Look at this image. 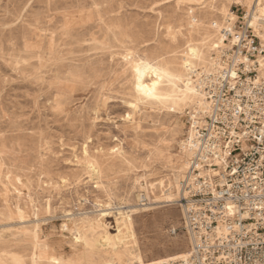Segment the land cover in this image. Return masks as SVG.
<instances>
[{
  "label": "rangeland",
  "instance_id": "obj_1",
  "mask_svg": "<svg viewBox=\"0 0 264 264\" xmlns=\"http://www.w3.org/2000/svg\"><path fill=\"white\" fill-rule=\"evenodd\" d=\"M55 1L54 0H47V1H45V0H43V1L42 0H30V1L29 0H0V15H1L0 16V18H1L0 19V35H2V36H0V41H1L0 42V61H1L0 62V65H1L0 66V85H2V86H0L1 87L0 88V111H1L0 112V175H2V176H0V243H2V244H0V248H1L0 249V263L2 262L4 264H11L12 245H9V244H12L11 234H12L13 229H14V226H13L14 221L16 220L15 216H13V210H14V204L17 200V198H15L16 197V191L14 189L16 187L13 183V176L11 174V170L13 167V161H14L13 159H15L16 157H19L20 159H22V162H24V163L28 162L29 165L33 166L31 171L28 174L29 180L27 182V186L19 188L20 195L18 198L19 203L21 205V208L24 210V212H26L27 219L32 221V223L27 225V227H29V229H31L34 227V225H37L38 226V228H37L38 229V235L40 237V240L47 243L48 246L54 250V253L58 258L63 259L65 261H69L71 259H74L76 257L77 253H80V252L83 253V250L81 248V243L79 241L75 240L77 238V232L90 235L91 232L88 230L89 224L94 223V221L98 220L99 219L98 214L101 212H104V213L107 212L106 216H105L106 219L104 218V223L106 222L105 224H108V226H107L108 232L111 234H115L116 232H115L114 218L117 215V210L125 211V208L128 205L137 207V214H135V216L132 215V221H133V228H134V232H135L134 234L136 235L135 236L136 245H137V248L139 249L140 254L142 255L143 261L145 263H147V264L153 263L158 259L164 258L166 256L168 257L171 255L177 254V252L178 253L188 252V239H187V236L185 235V233L181 229L182 228V221H181L182 220V208H181L180 203H179L180 197L178 195V191L176 190L177 189L176 182H179L178 184L181 185L180 182H181V179H183L182 177L186 171L187 166H186V168H184L185 169L184 172L182 171V174L180 175V177L176 178V176H177L178 172L180 171V168H182L184 166L185 162H187L188 157H189L188 149L185 148L186 147L185 144H186V141L188 139L189 132L191 130V125H192L191 121H193V118L194 119L199 118L198 117L199 114H201L203 112L205 107L202 108L201 106H198L196 104L187 103L186 105H182L181 107H178V109L171 111V110H169L168 105H167V107H165V105L158 104V103L157 104L156 103H153V104L152 103H145L144 104L142 102H139L140 104L138 103L136 109H133L134 111H132V107L130 106V104L133 102L132 100L134 99V94L132 93L133 92L132 91V80H131L132 77H131V73H130L129 68H128L129 63L127 61H129V60L126 61L125 56L127 55L130 58V61L133 58H135V56H136V58L134 60L143 57V58H146L149 61L151 60L153 62L158 61V60H167V58H168V60L171 58H175L176 59L175 62L178 64V66L180 63L183 62V60H186L188 58L187 61H189L190 63L192 62V64L193 63L194 64L193 65L191 64L190 66H188L189 68L186 67L185 69H183L184 75L185 74L187 75V76L185 75L184 79H186V80L188 79V81L192 82L193 86H196V88H197V77L199 76V74H201V71L203 70V68H204V70H207L209 68V65L211 63L210 62L211 59L215 56L218 48L221 46L220 32H221L222 28H225V26L229 25V24L227 25V23H226L227 20H229L231 18L230 20H233L234 22H236V24L239 22L242 23V22L248 21L249 26L251 24V26H250L251 28H252V24H253V30L255 31L254 34L256 36L258 35L257 37L259 39L263 37L262 38L263 40L262 39H260V40L264 41V25H263L264 20H262V19H264V12L262 15L261 13H258L257 11L254 10L255 6H257L258 9L263 8L262 11H264V0H259V1L258 0H248L247 3H245V4L243 3L244 0H238V1L237 0H230V1L229 0H222V1L221 0L220 1L219 0H215V1L214 0H211V1L210 0H191V1L189 0V2H186L187 0H185L183 3H182V0H180L181 2L180 1L177 2L178 0L177 1L176 0H138V1L137 0H133V1L132 0H126V1L125 0H122V1L121 0H103V1L102 0H100V1L99 0H67V1L55 0ZM192 1H194V2H192ZM261 1H262V4H261ZM134 2H136V6H135ZM6 3H7V5H6ZM55 3H56V5L57 4L58 5L56 6ZM70 3H71V5H70ZM146 3H147V5H146ZM176 3H177V5H176ZM196 3H198V4L196 5ZM48 4L51 7L48 6ZM51 4H54V5H51ZM78 4H80V5H78ZM123 4H124V6H123ZM180 4H182V6ZM39 5H40V7H39ZM96 5H97V7H96ZM101 5H102V7H101ZM217 5H218V7H217ZM222 5L226 9V13L228 12L227 14L228 15L230 14V17L228 15L221 13L220 10L222 8ZM17 6H19V7H17ZM69 6H70V8H69ZM110 6H111V9H110ZM182 7H184V9H187L188 11L184 10ZM105 8H108V9H105ZM204 9L206 12L205 11L203 12ZM211 9L212 10L214 9V10L211 11ZM102 10L105 13H103ZM207 10H208V12H207ZM217 10L219 12H217ZM7 11H8V13H7ZM123 11H125L127 13H125ZM178 11L180 12V14H177ZM210 11H211V13H209ZM24 12H25V14H24ZM32 12H33L34 16L32 15ZM129 12H130V14H129ZM11 13H13V14H11ZM61 13L63 15H65V16H63V18L61 17L62 16ZM96 13L98 14V16ZM186 13H188V14L185 15ZM104 14H105V16H104ZM137 14H139V15H137ZM175 14H177V15H175ZM252 14L257 15V18H258V19H256L257 21L254 20V23H252L253 19H254V18L252 19ZM136 15H137V17H136ZM19 16H20V18H19ZM120 16H121V18H120ZM180 17H182V19ZM214 17H215V19H214ZM110 18H112V19H110ZM116 18H118L117 21H115ZM144 18H146V19H144ZM152 18H153V20H152ZM175 18H177L178 20ZM107 19L110 20L109 21L110 23L108 22ZM119 19L121 21H118ZM155 19H156V21H155ZM183 19H186V20L188 19V20L186 22V20L183 21ZM1 20H3V21H1ZM192 20L195 21L193 23V27L191 26ZM250 20H252V21H250ZM103 21L106 23H104ZM204 21H205V23H204ZM233 21H230V23L233 24L234 23ZM2 22H4V23H2ZM26 22H28V23L26 24ZM31 22H34V24ZM121 22L123 24H121ZM182 22H184V23L182 24ZM136 23L139 25L137 26ZM178 23H180L181 25ZM21 24H24V25H21ZM77 24H79V25H77ZM105 24H107V26ZM161 24H162V26H161ZM119 25H120V28L122 27V29L119 28ZM129 25H131V26H129ZM83 26L85 28H83ZM102 26H103V29H102ZM109 26H111V27H109ZM134 26H137V27H134ZM175 26H177L178 28ZM79 27H81V28H79ZM107 27L111 30H109ZM145 27H146V29H145ZM150 27H152V28H150ZM189 27H190V29H189ZM36 28H37V30H35ZM185 29H186V31H185ZM166 30H168L167 34H166ZM188 30H190V31H188ZM18 31H20V32H18ZM177 31H179V32H177ZM209 31H212V32H209ZM17 32L20 34L18 35ZM112 32H113V34H112ZM155 34H156V36H155ZM42 35H43V37H42ZM70 35H71V37H70ZM84 35H86V36H84ZM167 35H169V36H167ZM16 36H18V38ZM82 36H83V38H82ZM120 36H122V37H120ZM169 37H170V39H169ZM171 37H174V38L172 39ZM176 37H177V39H176ZM54 38L57 41H55ZM77 38H79V39H77ZM22 39H24V40H22ZM46 39H47V41H46ZM184 39L186 40V42ZM130 40H132V41H130ZM170 40L171 41L173 40V41L170 42ZM24 41H25V43H24ZM36 41H38V42H36ZM202 41L207 42V43H204ZM118 42H120V43H118ZM155 42H156V44H155ZM188 42L196 44L199 46V48H201L202 58L200 60L192 59V61H190L191 58L189 59V57H187L185 55L186 45L188 44ZM68 43H70V45ZM201 43H203V44H201ZM208 44H209V46H208ZM19 45H21V47ZM28 45H29V47H28ZM41 45H43V46H41ZM162 45H163V47H160ZM80 47L82 50L80 49ZM134 47L135 48L137 47L135 49V51H134ZM174 47L176 49H173ZM210 47H212V48H210ZM19 48H20V51H19ZM140 48H141V50H140ZM160 48H162V50ZM9 49H10V51H9ZM65 49H68V50H65ZM84 49H85V51H84ZM43 50H44V52H43ZM182 50L184 52H182ZM45 51H50L49 52L50 54L48 52H45ZM29 52H30V54H28ZM33 52H35V54ZM94 52H96V53H94ZM110 52H111V54H110ZM164 52H167V54ZM78 53L80 55H76ZM102 53H104V55ZM208 53H209V55H208ZM32 54H34V55L32 56ZM135 54H137V55H135ZM151 55H152V57H151ZM44 56L47 58H45ZM93 56H95V57H93ZM149 56H150V58H149ZM6 57H7V59H6ZM42 57H43V59H42ZM19 58L20 59L26 58V59L20 60ZM101 58H102V60H101ZM63 60H64V62H63ZM91 60H92V62H91ZM104 60H106V61H104ZM206 60H208V61H206ZM22 61H23V63H22ZM37 61H39V62H37ZM198 62H199V64H198ZM97 63H98V65H97ZM65 64H67V65H65ZM121 65H124V66L122 67ZM45 66H47V67H45ZM59 66H61V67H59ZM83 67L85 68L84 70H83ZM87 67H89L88 70H87ZM30 68H31V70H30ZM96 68H97V70H96ZM102 68L105 70H103ZM23 69H25V70H23ZM115 69L116 70L119 69V71H116ZM87 75H89V76H87ZM188 76H189V78H188ZM46 77H49V78L51 77V78H50V80H48L49 78H46ZM65 77H66L67 81L64 80ZM30 79H31V81H30ZM47 81H48V83H47ZM124 82H125V84H124ZM38 83L40 84L39 87L37 86V85H39ZM99 87H101V88H99ZM119 92L121 94H119ZM103 94H105V95H103ZM132 94H133V96H132ZM93 95H95L96 97ZM119 95L121 97H119ZM92 96H93V98H92ZM124 96L128 100L125 99ZM51 97H52V99H51ZM47 98H48V100H47ZM63 98H64V101H62ZM92 101L93 102L96 101V104H95V102L93 103ZM70 102H71V104H70ZM68 103L70 105H68ZM119 103H120V105H118ZM50 104H52V105H50ZM162 106H164V107H162ZM52 109H54L55 111ZM85 109H86V111H85ZM158 109H160V110H158ZM156 112H159V113L156 114ZM89 113H91V114H89ZM80 114H81V116H80ZM74 115H75V117H74ZM61 116H63V117H61ZM125 116H126V119H125ZM76 117L77 118L79 117V118L76 119ZM147 117H149V119ZM162 117L164 118L165 121L163 120ZM59 118H61V119L59 120ZM166 118L168 120H166ZM151 119H153V120H151ZM160 121H162V122H160ZM33 122H35V123H33ZM86 122L87 123L89 122V123L87 124ZM113 122H114V124H113ZM157 122H158V124H157ZM81 123H82V125H81ZM141 123L142 124L144 123V124L142 125ZM85 124H87V125H85ZM59 125H60V127H59ZM119 125H121V126H119ZM131 126H132V128H131ZM140 126L143 128L139 129ZM33 127H34V129H33ZM53 127H55V128H53ZM92 127H94V128H92ZM172 127L173 128L175 127V128L172 129ZM111 128H112V130H111ZM47 129H48V131H46ZM82 130H83V132H82ZM79 131H80V133H79ZM119 131L121 134L119 133ZM21 132H22V134H21ZM164 132H166V133H164ZM170 132H171V134H170ZM173 132H174V134H173ZM66 133H67V135H66ZM77 134H80L82 136L77 135ZM88 134H89V137H88ZM136 134H137V136H136ZM55 135H56V137H55ZM105 135H107V136H105ZM38 136H39V138H38ZM95 136H96V138H95ZM148 136H149V138H148ZM152 138H153V140H151ZM38 139H39V141H38ZM141 139H143V142ZM161 139H162V141H161ZM170 140H172V141L170 142ZM42 141H44V142H42ZM111 142H112V144H111ZM41 144H43V145H41ZM182 144H184V145H182ZM183 146H184V148H183ZM64 149H66V150H64ZM111 150H113V152H111ZM44 151H45V153H44ZM125 151H126V154H125ZM181 151H183V152H181ZM147 152H148V154H147ZM90 153H92V154H90ZM144 153H145V155H144ZM27 156H32L34 159L33 158L31 159V157L29 159H27ZM83 156H85V157H83ZM55 157H56V159H55ZM145 157H146V159H145ZM43 158H44V160H43ZM121 158H123V159H121ZM4 159H5V161H4ZM70 159H72V160H70ZM87 159L92 160V161H87ZM129 159L132 162H130ZM133 159H134V161H133ZM53 160H55V161H53ZM120 160H122L123 162ZM32 161H34L35 163ZM77 161H78V163H77ZM119 161H120V163H119ZM128 161L130 162V164ZM84 162L88 166L93 164V162H94V164H97L99 167V171H98L99 176L95 177V176L89 175L88 174L89 172H87L88 166ZM133 162H134V164H133ZM147 163H148V165H147ZM126 164H127V166H126ZM131 164H133L134 166ZM34 165H35V167H34ZM163 165H165V166H163ZM70 166H71V168H70ZM81 166H82V168H81ZM77 167H78V169H77ZM137 167L139 170L137 169ZM83 168H85V169H83ZM73 170H75V171H73ZM102 170H103V172H102ZM30 173H31V175H30ZM82 174H83V176H82ZM142 174H144V175H142ZM147 175H148V177H145ZM81 176H82V178H81ZM103 176H104V178H103ZM79 177H80V179H78ZM35 179H37V180H35ZM130 179H132V180H130ZM122 180H124L125 182H123ZM61 181H63V182H61ZM102 181H104L105 183ZM112 181H113V183H112ZM88 182H90V183L88 184ZM37 183H38V185H37ZM101 183H104V184H101ZM48 184L50 187L48 186ZM93 184L95 185V187ZM60 185L63 187H60ZM131 186H133V187H131ZM134 188H136V189H134ZM153 188H154V190H153ZM11 189H12V191H11ZM98 189H100V190L98 191ZM171 190H173V191H171ZM147 191H148V193H147ZM84 192H85V194H84ZM144 192H146V193H144ZM58 193H59V195H58ZM165 193L169 196H172L171 200L169 202L165 198L167 196ZM74 195H75V197H74ZM54 196H56V197H54ZM50 197H51V199H50ZM114 198H115V200H114ZM164 199H165V201H164ZM147 200H149V201L147 202ZM60 201H62L64 203H62ZM109 201H110V203H109ZM80 203H81V205H80ZM97 205H99V206H97ZM153 206H155V207H153ZM55 207H57V208H55ZM172 209H174V211ZM46 211H48V212H46ZM34 212L37 214V216H35ZM171 215H173L174 218H172L173 216H171ZM110 217H111V219H109ZM65 218H66V220H65ZM5 219H7V220H5ZM34 222H37V223H34ZM146 222H148V223L146 224ZM137 225H138V228H136ZM17 227L21 228V225L17 226ZM144 227H145V229H143ZM147 228H148V230H147ZM171 230H176L177 231L176 234L171 235L170 234ZM69 231H70V233H69ZM148 232L151 234H149ZM179 233H182V234H179ZM156 235H159V237ZM177 239H179V240L177 241ZM140 240H141V242H140ZM69 241L73 244H69L70 243ZM69 245H71V246H69ZM161 245H164L166 247H163ZM140 246H141V248H140ZM149 248L151 249V251ZM174 249H175V251H173ZM145 252H146V254H145ZM162 253H163V255H162ZM172 253H174V254H172ZM154 254H155V256H154Z\"/></svg>",
  "mask_w": 264,
  "mask_h": 264
},
{
  "label": "built area",
  "instance_id": "obj_2",
  "mask_svg": "<svg viewBox=\"0 0 264 264\" xmlns=\"http://www.w3.org/2000/svg\"><path fill=\"white\" fill-rule=\"evenodd\" d=\"M230 21L197 77L205 109L185 144L179 199L188 252L164 264H264V41Z\"/></svg>",
  "mask_w": 264,
  "mask_h": 264
},
{
  "label": "bare ground",
  "instance_id": "obj_3",
  "mask_svg": "<svg viewBox=\"0 0 264 264\" xmlns=\"http://www.w3.org/2000/svg\"><path fill=\"white\" fill-rule=\"evenodd\" d=\"M30 1V0H29ZM43 1V0H42ZM45 1H47V0H45ZM55 1V0H54ZM63 1V0H62ZM65 1H67V0H65ZM100 1V0H99ZM98 1V2H99ZM103 1V0H102ZM122 1V0H121ZM126 1V0H125ZM133 1V0H132ZM138 1V0H137ZM177 1V0H176ZM180 0H178L177 2H179ZM185 0H182V3L184 2ZM191 1V0H190ZM211 1V0H210ZM215 1V0H214ZM220 1V0H219ZM222 1V0H221ZM230 1V0H229ZM238 1V0H237ZM246 1V2H245ZM247 1L248 0H244V4L245 3H247ZM259 1V0H258ZM56 2V1H55ZM124 2V1H123ZM141 2V1H140ZM139 2V3H140ZM143 2V1H142ZM181 2V1H180ZM186 2H189V0H187ZM192 2H194V1H192ZM228 2V1H227ZM252 2V1H251ZM18 3V2H17ZM16 3V4H17ZM61 3V2H60ZM78 3V2H77ZM82 3V2H81ZM80 3V4H81ZM103 3V2H102ZM113 3V2H112ZM117 3V2H116ZM132 3V2H131ZM135 3V6H136V2H134ZM138 3V4H139ZM145 3V2H144ZM148 3V2H147ZM147 3H146V5H147ZM199 3V2H198ZM198 3H196V5L198 4ZM230 3V2H229ZM236 3V2H235ZM238 3V2H237ZM255 3V2H254ZM13 4V3H12ZM66 4V3H65ZM80 4H78V5H80ZM98 4V3H97ZM105 4V3H104ZM118 4V3H117ZM218 4V3H217ZM261 4H262V1H261ZM6 5H7V3H6ZM10 5V4H9ZM8 5V6H9ZM51 5H54V4H51ZM55 5H56V3H55ZM58 5V4H57ZM56 5V6H57ZM67 5V4H66ZM70 5H71V3H70ZM83 5V4H82ZM86 5V4H85ZM120 5V4H119ZM176 5H177V3H176ZM181 6H182V4H180ZM192 5V4H191ZM225 5V4H224ZM253 5V4H252ZM257 5V4H256ZM13 6V5H12ZM48 6H50L49 4H48ZM62 6V5H61ZM65 6V5H64ZM88 6V5H87ZM94 6V5H93ZM105 6V5H104ZM123 6H124V4H123ZM138 6V5H137ZM184 6V5H183ZM187 6V5H186ZM251 6V5H250ZM261 6V5H260ZM17 7H19V6H17ZM39 7H40V5H39ZM45 7V6H44ZM51 7V6H50ZM55 7V6H54ZM92 7V6H91ZM96 7H97V5H96ZM101 7H102V5H101ZM139 7V6H138ZM142 7V6H141ZM180 7V6H179ZM200 7V6H199ZM203 7V6H202ZM208 7V6H207ZM217 7H218V5H217ZM245 7V6H244ZM32 8V7H31ZM30 8V9H31ZM48 8V7H47ZM53 8V7H52ZM69 8H70V6H69ZM68 8V9H69ZM80 8V7H79ZM109 8V7H108ZM108 8H105V9H108ZM124 8V7H123ZM129 8V7H128ZM127 8V9H128ZM174 8V7H173ZM183 9H184V7H182ZM194 8V7H193ZM214 8V7H213ZM248 8V7H247ZM45 9V8H44ZM49 9V8H48ZM58 9V8H57ZM67 9V8H66ZM75 9V8H74ZM92 9V8H91ZM96 9V8H95ZM103 9V8H102ZM110 9H111V6H110ZM125 9V8H124ZM145 9V8H144ZM143 9V10H144ZM168 9V8H167ZM189 9V8H188ZM199 9V8H198ZM216 9V8H215ZM251 9V8H250ZM263 9V8H262ZM262 9H258V7L257 6H255V8H254V10L255 11H257L258 13H261L262 15H263V12L264 11H262ZM11 10V9H10ZM46 10V9H45ZM60 10V9H59ZM81 10V9H80ZM84 10V9H83ZM176 10V9H175ZM184 10H187V9H184ZM209 10V9H208ZM208 10H207V12H208ZM214 10V9H213ZM212 9H211V11H213ZM245 10V9H244ZM252 10V9H251ZM253 10V11H254ZM28 11V10H27ZM53 11V10H52ZM56 11V10H55ZM92 11V10H91ZM96 11V10H95ZM105 11V10H104ZM113 11V10H112ZM134 11V10H133ZM139 11V10H138ZM169 11V10H168ZM177 11V10H176ZM188 11V10H187ZM202 11V10H201ZM205 11V9L203 10V12ZM211 11L209 12V13H211ZM221 13H223V14H225V15H228L227 13H226V9L223 7V5H222V8H221ZM252 11V12H253ZM3 12V11H2ZM26 12V11H25ZM25 12H24V14H25ZM46 12V11H45ZM101 12V11H100ZM102 12H103V10H102ZM107 12V11H106ZM114 12V11H113ZM123 12H125V11H123ZM174 12V11H173ZM179 12V11H178ZM177 12V14H180V12L178 13ZM185 12V11H184ZM183 12V13H184ZM200 12V11H199ZM206 12V11H205ZM216 12V11H215ZM217 12H219L218 10H217ZM244 12V11H243ZM251 12V13H252ZM7 13H8V11H7ZM63 13V12H62ZM61 13V14H62ZM103 13H105V12H103ZM125 13H127V12H125ZM176 13V12H175ZM192 13V12H191ZM201 13V12H200ZM231 13V12H230ZM256 13V12H255ZM11 14H13V13H11ZM19 14V13H18ZM21 14V13H20ZM23 14V15H24ZM36 14V13H35ZM97 14V13H96ZM101 14V13H100ZM129 14H130V12H129ZM177 14H175V15H177ZM188 13H186L185 15H187ZM196 14V13H195ZM203 14V13H202ZM249 14V13H248ZM247 14V15H248ZM257 14V13H256ZM32 15H33V12H32ZM40 15V14H39ZM127 15V14H126ZM137 15H139V14H137ZM137 15H136V17H137ZM144 15V14H143ZM184 15V14H183ZM213 15V14H212ZM220 15V14H219ZM1 16V15H0ZM10 16V15H9ZM22 16V15H21ZM34 16V15H33ZM60 16V15H59ZM63 16H65V15H63L62 14V18H63ZM86 16V15H85ZM97 16H98V14H97ZM104 16H105V14H104ZM172 16V15H171ZM199 16V15H198ZM208 16V15H207ZM229 17H230V14L228 15ZM250 16V15H249ZM93 17V16H92ZM100 17V16H99ZM102 17V16H101ZM131 17V16H130ZM154 17V16H153ZM184 17V16H183ZM194 17V16H193ZM227 17V16H226ZM225 17V18H226ZM228 17V18H229ZM19 18H20V16H19ZM32 18V17H31ZM75 18V17H74ZM82 18V17H81ZM80 18V19H81ZM115 18V17H114ZM119 18V17H118ZM118 18H116V20L115 21H117V19ZM120 18H121V16H120ZM142 18V17H141ZM140 18V19H141ZM147 18V17H146ZM146 18H144V19H146ZM156 18V17H155ZM181 19H182V17H180ZM186 18V17H185ZM197 18V17H196ZM222 18V17H221ZM244 18V17H243ZM254 18V19H253ZM1 19V18H0ZM15 19V18H14ZM26 19V18H25ZM30 19V18H29ZM79 19V20H80ZM83 19V18H82ZM94 19V18H93ZM106 19V18H105ZM110 19H112V18H110ZM129 19V18H128ZM133 19V18H132ZM168 19V18H167ZM173 19V18H172ZM175 19H177V18H175ZM174 19V20H175ZM214 19H215V17H214ZM213 19V20H214ZM231 19V18H230ZM229 19V20H230ZM247 19V18H246ZM252 19H253V22L252 23H254V20L255 21H257L256 19H258L257 18V15H255V14H252ZM17 20V19H16ZM21 20V19H20ZM41 20V19H40ZM53 20V19H52ZM55 20V19H54ZM72 20V19H71ZM84 20V19H83ZM103 20V19H102ZM108 20V19H107ZM151 20V19H150ZM152 20H153V18H152ZM171 20V19H170ZM169 20V21H170ZM178 20V19H177ZM186 19H183V21H185ZM188 20V19H187ZM187 20H186V22H187ZM225 20V19H224ZM227 20V19H226ZM262 20H264V19H262ZM1 21H3V20H1ZM5 21V20H4ZM18 21V20H17ZM45 21V20H44ZM48 21V20H47ZM60 21V20H59ZM68 21V20H67ZM82 21V20H81ZM106 21V20H105ZM110 20H108V22H109ZM118 21H121L120 19L118 20ZM131 21V20H130ZM155 21H156V19H155ZM166 21V20H165ZM207 21V20H206ZM223 21V20H222ZM233 21V20H232ZM250 21H252V20H250ZM261 21V20H260ZM20 22V21H19ZM18 22V23H19ZM70 22V21H69ZM87 22V21H86ZM85 22V23H86ZM104 22V21H103ZM107 22V21H106ZM106 22H104V23H106ZM127 22V21H126ZM195 21L194 20H192V27H193V23H194ZM234 22V21H233ZM247 23H248V21H246ZM262 22V21H261ZM264 22V21H263ZM2 23H4V22H2ZM28 22H26V24H27ZM31 23H33L34 24V22H31ZM36 23V22H35ZM39 23V22H38ZM53 23V22H52ZM101 23V22H100ZM110 23V22H109ZM143 23V22H142ZM141 23V24H142ZM170 23V22H169ZM184 22H182V24H183ZM204 23H205V21H204ZM225 23V22H224ZM223 23V24H224ZM256 23V22H255ZM30 24V23H29ZM70 24V23H69ZM103 24V23H102ZM120 24V23H119ZM121 24H123L122 22H121ZM120 24V25H121ZM131 24V23H130ZM137 24V23H136ZM140 24V25H141ZM145 24V23H144ZM152 24V23H151ZM157 24V23H156ZM155 24V25H156ZM176 24V23H175ZM178 24H180V23H178ZM219 24V23H218ZM21 25H24V24H21ZM39 25V24H38ZM77 25H79V24H77ZM81 25V24H80ZM106 26H107V24H105ZM104 25V26H105ZM120 25H119V28H120ZM127 25V24H126ZM135 25V24H134ZM139 24H137V26H138ZM146 25V24H145ZM181 25V24H180ZM225 25V24H224ZM264 25V24H263ZM28 26V25H27ZM36 26V25H35ZM66 26V25H65ZM69 26V25H68ZM99 26V25H98ZM105 26V27H106ZM112 26V25H111ZM111 26H109V27H111ZM122 26V25H121ZM129 26H131V25H129ZM137 26H134V27H137ZM148 26V25H147ZM152 26V25H151ZM161 26H162V24H161ZM164 26V25H163ZM166 26V25H165ZM178 26V25H177ZM177 26H175V27H177ZM216 26V25H215ZM250 26H251V24H250ZM19 27V26H18ZM32 27V26H31ZM34 27V26H33ZM50 27V26H49ZM77 27V26H76ZM117 27V26H116ZM160 27V26H159ZM167 27V26H166ZM191 27V28H192ZM209 27V26H208ZM218 27V26H217ZM79 28H81V27H79ZM83 28H85L84 26H83ZM108 28V27H107ZM118 28V27H117ZM130 28V27H129ZM149 28V27H148ZM150 28H152V27H150ZM171 28V27H170ZM178 28V27H177ZM182 28V27H181ZM180 28V29H181ZM186 28V27H185ZM202 28V27H201ZM221 28V27H220ZM252 28H253V24H252ZM260 28V27H259ZM72 29V28H71ZM102 29H103V26H102ZM109 29V28H108ZM120 29H122V27L120 28ZM124 29V28H123ZM145 29H146V27H145ZM176 29V28H175ZM183 29V28H182ZM187 29V28H186ZM186 29H185V31H186ZM189 29H190V27H189ZM198 29V28H197ZM200 29V28H199ZM2 30V29H1ZM4 30V29H3ZM18 30V29H17ZM35 30H37V28L35 29ZM107 30V29H106ZM109 30H111V29H109ZM116 30V29H115ZM114 30V31H115ZM150 30V29H149ZM148 30V31H149ZM169 30V29H168ZM168 30H166V34L168 33L167 31ZM202 30V29H201ZM208 30V29H207ZM22 31V30H21ZM113 31V32H114ZM123 31V30H122ZM153 31V30H152ZM171 31V30H170ZM188 31H190V30H188ZM198 31V30H197ZM214 31V30H213ZM18 32H20V31H18ZM17 32V33H18ZM39 32V31H38ZM62 32V31H61ZM72 32V31H71ZM108 32V31H107ZM106 32V33H107ZM113 32H112V34H113ZM120 32V31H119ZM154 32V31H153ZM177 32H179V31H177ZM209 32H212V31H209ZM16 33V32H15ZM14 33V34H15ZM127 33V32H126ZM259 33V32H258ZM20 33H18V35H19ZM22 34V33H21ZM49 34V33H48ZM47 34V35H48ZM54 34V33H53ZM57 34V33H56ZM82 34V33H81ZM125 34V33H124ZM147 34V33H146ZM152 34V33H151ZM197 34V33H196ZM202 34V33H201ZM211 34V33H210ZM8 35V34H7ZM16 35V34H15ZM35 35V34H34ZM50 35V34H49ZM123 35V34H122ZM129 35V34H128ZM132 35V34H131ZM135 35V34H134ZM154 35V34H153ZM0 36H2V35H0ZM22 36V35H21ZM40 36V35H39ZM84 36H86V35H84ZM143 36V35H142ZM155 36H156V34H155ZM167 36H169V35H167ZM171 36V35H170ZM173 36V35H172ZM176 36V35H175ZM203 36V35H202ZM212 36V35H211ZM17 38H18V36H16ZM23 37V36H22ZM42 37H43V35H42ZM61 37V36H60ZM70 37H71V35H70ZM69 37V38H70ZM120 37H122V36H120ZM125 37V36H124ZM134 37V36H133ZM260 37V36H259ZM10 38V37H9ZM82 38H83V36H82ZM89 38V37H88ZM105 38V37H104ZM126 38V37H125ZM131 38V37H130ZM149 38V37H148ZM172 39L174 38V37H171ZM209 38V37H208ZM221 38V37H220ZM263 38V37H262ZM262 38H260V39H262ZM31 39V38H30ZM29 39V40H30ZM77 39H79V38H77ZM81 39V38H80ZM121 39V38H120ZM133 39V38H132ZM136 39V38H135ZM169 39H170V37H169ZM176 39H177V37H176ZM218 39V38H217ZM22 40H24V39H22ZM54 40H55V38H54ZM65 40V39H64ZM72 40V39H71ZM86 40V39H85ZM119 40V39H118ZM129 40V39H128ZM147 40V39H146ZM185 40V39H184ZM213 40V39H212ZM219 40V39H218ZM263 40V39H262ZM261 40V41H262ZM45 41V40H44ZM46 41H47V39H46ZM55 41H57V40H55ZM77 41V40H76ZM88 41V40H87ZM130 41H132V40H130ZM173 41V40H172ZM171 40H170V42H172ZM180 41V40H179ZM189 41V40H188ZM191 41V40H190ZM200 41V40H199ZM210 41V40H209ZM1 42V41H0ZM6 42V41H5ZM17 42V41H16ZM22 42V41H21ZM36 42H38V41H36ZM54 42V41H53ZM97 42V41H96ZM99 42V41H98ZM175 42V41H174ZM185 42H186V40H185ZM202 42H204V41H202ZM219 42V41H218ZM24 43H25V41H24ZM104 43V42H103ZM118 43H120V42H118ZM133 43V42H132ZM204 43H207V42H204ZM42 44V43H41ZM64 44V43H63ZM69 45H70V43H68ZM106 44V43H105ZM125 44V43H124ZM154 44V43H153ZM155 44H156V42H155ZM177 44V43H176ZM201 44H203V43H201ZM217 44V43H216ZM8 45V44H7ZM38 45V44H37ZM36 45V46H37ZM62 45V44H61ZM96 45V44H95ZM104 45V44H103ZM121 45V44H120ZM131 45V44H130ZM133 45V44H132ZM144 45V44H143ZM219 45V44H218ZM17 46V45H16ZM20 47H21V45H19ZM41 46H43V45H41ZM45 46V45H44ZM97 46V45H96ZM99 46V45H98ZM139 46V45H138ZM182 46V45H181ZM202 46V45H201ZM208 46H209V44H208ZM217 46V45H216ZM11 47V46H10ZM28 47H29V45H28ZM27 47V48H28ZM35 47V46H34ZM49 47V46H48ZM64 47V46H63ZM107 47V46H106ZM123 47V46H122ZM144 47V46H143ZM147 47V46H146ZM145 47V48H146ZM151 47V46H150ZM160 47H163V45L162 46H160ZM17 48V47H16ZM75 48V47H74ZM137 48V47H136ZM135 47H134V51H135V49H136ZM184 48V47H183ZM210 48H212V47H210ZM15 49V48H14ZM18 49V48H17ZM43 49V48H42ZM46 49V48H45ZM62 49V48H61ZM79 49V48H78ZM80 49H81V47H80ZM120 49V48H119ZM158 49V48H157ZM161 50H162V48H160ZM168 49V48H167ZM173 49H176L175 47L173 48ZM204 49V48H203ZM209 49V48H208ZM41 50V49H40ZM65 50H68V49H65ZM82 50V49H81ZM140 50H141V48H140ZM154 50V49H153ZM166 50V49H165ZM181 50V49H180ZM179 50V51H180ZM211 50V49H210ZM9 51H10V49H9ZM19 51H20V48H19ZM84 51H85V49H84ZM127 51V50H126ZM133 51V50H132ZM146 51V50H145ZM157 51V50H156ZM159 51V50H158ZM186 53H185V55L187 56V57H189V59L191 58V60L190 61H192V59H197V60H200L201 58H202V50H201V48H199V46L198 45H196V44H193V43H191V42H188V44L186 45ZM216 51V50H215ZM16 52V51H15ZM22 52V51H21ZM20 52V53H21ZM43 52H44V50H43ZM45 52H50V51H45ZM75 52V51H74ZM73 52V53H74ZM129 52V51H128ZM170 52V51H169ZM182 52H184L183 50H182ZM212 52V51H211ZM6 53V52H5ZM34 54H35V52H33ZM89 53V52H88ZM94 53H96V52H94ZM98 53V52H97ZM164 53H166L167 54V52H164ZM213 53V52H212ZM13 54V53H12ZM19 54V53H18ZM28 54H30V52L28 53ZM34 54H32V56L34 55ZM45 54V53H44ZM50 54V53H49ZM91 54V53H90ZM103 55H104V53H102ZM110 54H111V52H110ZM126 54V53H125ZM133 54V53H132ZM205 54V53H204ZM7 55V54H6ZM65 55V54H64ZM76 55H80L79 53L78 54H76ZM106 55V54H105ZM130 55V54H129ZM135 55H137V54H135ZM134 55V56H135ZM175 55V54H174ZM184 55V54H183ZM184 55V56H185ZM207 55V54H206ZM208 55H209V53H208ZM3 56V55H2ZM5 56V55H4ZM30 56V55H29ZM28 56V57H29ZM67 56V55H66ZM70 56V55H69ZM86 56V55H85ZM97 56V55H96ZM99 56V55H98ZM107 56V55H106ZM105 56V57H106ZM143 56V55H142ZM141 56V57H142ZM31 57V56H30ZM45 57V56H44ZM52 57V56H51ZM93 57H95V56H93ZM128 56L126 55L125 56V58H126V61L127 60H129V61H127L128 63H129V71H130V73H131V77H132V93L134 94V99L132 100L133 102L130 104V106L132 107V111H134L133 109H136V107H137V104L139 103V102H142V103H158V104H162V105H165V107H167V105H168V108H169V110H171V111H174L175 109H178V107H181L182 105H186L187 103H191V104H196V105H198V106H201L202 108H204L205 107V101H204V99H203V97H202V95L200 94V92H199V89H197L196 88V86H193V83L192 82H190V81H188V79L186 80V79H184V77H185V75H184V71H183V69H185L186 67H188V66H190L191 64H192V62L190 63L189 61H187V59L186 60H183V62L182 63H180L179 64V66H178V64L175 62L176 61V59L175 58H171V59H169L168 60V58H167V60H158V61H149L148 59H146V58H138V59H136V60H134L135 58H136V56H135V58H133L131 61H130V58L128 59L127 58ZM151 57H152V55H151ZM170 57V56H169ZM204 57V56H203ZM209 57V56H208ZM10 58V57H9ZM45 58H47V57H45ZM57 58V57H56ZM68 58V57H67ZM120 58V57H119ZM149 58H150V56H149ZM158 58V57H157ZM4 59V58H3ZM6 59H7V57H6ZM16 59V58H15ZM20 59V58H19ZM22 60H24V59H26V58H21ZM20 59V60H21ZM42 59H43V57H42ZM65 59V58H64ZM85 59V58H84ZM88 59V58H87ZM118 59V58H117ZM55 60V59H54ZM89 60V59H88ZM94 60V59H93ZM101 60H102V58H101ZM108 60V59H107ZM157 60V59H156ZM209 60V59H208ZM208 60H206V61H208ZM11 61V60H10ZM67 61V60H66ZM75 61V60H74ZM86 61V60H85ZM104 61H106V60H104ZM109 61V60H108ZM210 61V60H209ZM1 62V61H0ZM12 62V61H11ZM15 62V61H14ZM33 62V61H32ZM37 62H39V61H37ZM60 62V61H59ZM63 62H64V60H63ZM73 62V61H72ZM82 62V61H81ZM91 62H92V60H91ZM194 62V61H193ZM200 62V61H199ZM199 62H198V64H199ZM211 62V61H210ZM6 63V62H5ZM13 63V62H12ZM22 63H23V61H22ZM35 63V62H34ZM61 63V62H60ZM88 63V62H87ZM119 63V62H118ZM126 63V62H125ZM203 63V62H202ZM50 64V63H49ZM71 64V63H70ZM95 64V63H94ZM194 64V63H193ZM192 64V65H193ZM25 65V64H24ZM27 65V64H26ZM34 65V64H33ZM57 65V64H56ZM64 65V64H63ZM65 65H67V64H65ZM88 65V64H87ZM97 65H98V63H97ZM101 65V64H100ZM1 66V65H0ZM107 66V65H106ZM116 66V65H115ZM122 67L124 66V65H121ZM207 66V65H206ZM7 67V66H6ZM45 67H47V66H45ZM59 67H61V66H59ZM77 67V66H76ZM90 67V66H89ZM89 67H87V70H88V68ZM117 67V66H116ZM120 67V66H119ZM121 67V68H122ZM24 68V67H23ZM53 68V67H52ZM98 68V67H97ZM97 68H96V70H97ZM101 68V67H100ZM189 68V67H188ZM208 68V67H207ZM11 69V68H10ZM48 69V68H47ZM57 69V68H56ZM60 69V68H59ZM85 68L83 67V70H84ZM103 69V68H102ZM117 69V68H116ZM115 69V70H116ZM193 69V68H192ZM23 70H25V69H23ZM30 70H31V68H30ZM29 70V71H30ZM46 70V69H45ZM103 70H105V69H103ZM108 70V69H107ZM112 70V69H111ZM189 70V69H188ZM201 70V69H200ZM203 70H204V68H203ZM20 71V70H19ZM27 71V70H26ZM61 71V70H60ZM116 71H119V69L118 70H116ZM127 71V70H126ZM94 72V71H93ZM115 72V71H114ZM192 72V71H191ZM196 72V71H195ZM200 72V71H199ZM47 73V72H46ZM86 73V72H85ZM127 73V72H126ZM188 73V72H187ZM30 74V73H29ZM51 74V73H50ZM90 74V73H89ZM198 74V73H197ZM22 75V74H21ZM68 75V74H67ZM111 75V74H110ZM193 75V74H192ZM65 76V75H64ZM87 76H89V75H87ZM92 76V75H91ZM123 76V75H122ZM187 76V75H186ZM42 77V76H41ZM60 77V76H59ZM124 77V76H123ZM26 78V77H25ZM46 78H49V77H46ZM51 78V77H50ZM50 78L48 79V80H50ZM108 78V77H107ZM106 78V79H107ZM188 78H189V76H188ZM60 79V78H59ZM63 79V78H62ZM71 79V78H70ZM129 79V78H128ZM24 80V79H23ZM64 80H66V77H65V79ZM109 80V79H108ZM118 80V79H117ZM116 80V81H117ZM30 81H31V79H30ZM67 81V80H66ZM74 82V81H73ZM130 82V81H129ZM29 83V82H28ZM36 83V82H35ZM47 83H48V81H47ZM39 84V83H38ZM120 84V83H119ZM124 84H125V82H124ZM131 84V83H130ZM45 85V84H44ZM89 85V84H88ZM104 85V84H103ZM116 85V84H115ZM118 85V84H117ZM127 85V84H126ZM0 86H2V85H0ZM31 86V85H30ZM38 87L40 86V84L39 85H37ZM49 86V85H48ZM32 87V86H31ZM36 87V86H35ZM37 87V88H38ZM46 87V86H45ZM44 87V88H45ZM80 87V86H79ZM85 87V86H84ZM98 87V86H97ZM126 87V86H125ZM1 88V87H0ZM99 88H101V87H99ZM40 89V88H39ZM38 90V89H37ZM43 90V89H42ZM101 90V89H100ZM109 90V89H108ZM56 92V91H55ZM126 92V91H125ZM127 93V92H126ZM43 94V93H42ZM47 94V93H46ZM119 94H121L120 92H119ZM133 94H132V96H133ZM103 95H105V94H103ZM93 96H95V95H93ZM93 96H92V98H93ZM96 97V96H95ZM111 97V96H110ZM119 97H121L120 95H119ZM127 97V96H126ZM130 97V96H129ZM128 97V98H129ZM46 98V97H45ZM50 98V97H49ZM102 98V97H101ZM124 98H125V96H124ZM133 98V97H132ZM51 99H52V97H51ZM50 99V100H51ZM57 99V98H56ZM125 99H127V98H125ZM130 99V98H129ZM47 100H48V98H47ZM97 100V99H96ZM128 100V99H127ZM55 101V100H54ZM62 101H64V98H63V100ZM78 101V100H77ZM53 102V101H52ZM93 102V101H92ZM95 102V104H96V101H94ZM93 102V103H94ZM62 103V102H61ZM65 103V102H64ZM49 104V103H48ZM54 104V103H53ZM63 104V103H62ZM70 104H71V102H70ZM69 103H68V105H70ZM84 104V103H83ZM112 104V103H111ZM114 104V103H113ZM122 104V103H121ZM140 104V103H139ZM50 105H52V104H50ZM110 105V104H109ZM118 105H120V103L118 104ZM85 106V105H84ZM123 106V105H122ZM50 107V106H49ZM95 107V106H94ZM130 107V108H131ZM159 107V106H158ZM162 107H164V106H162ZM200 107V108H201ZM87 108V107H86ZM110 108V107H109ZM150 108V107H149ZM197 108V107H196ZM125 109V108H124ZM156 109V108H155ZM191 109V108H190ZM198 109V108H197ZM205 109V108H204ZM52 110H54V109H52ZM142 110V109H141ZM148 110V109H147ZM158 110H160V109H158ZM167 110V109H166ZM55 111V110H54ZM85 111H86V109H85ZM88 111V110H87ZM149 111V110H148ZM156 111V110H155ZM191 111V110H190ZM1 112V111H0ZM53 112V111H52ZM76 112V111H75ZM74 112V113H75ZM125 112V111H124ZM55 113V112H54ZM77 113V112H76ZM75 113V114H76ZM80 113V112H79ZM130 113V112H129ZM157 113H159V112H156V114ZM162 113V112H161ZM169 113V112H168ZM57 114V113H56ZM65 114V113H64ZM89 114H91V113H89ZM95 114V113H94ZM155 114V113H154ZM166 114V113H165ZM170 114V113H169ZM190 114V113H189ZM66 116V115H65ZM80 116H81V114H80ZM148 116V115H147ZM165 116V115H164ZM163 116V117H164ZM167 116V115H166ZM180 116V115H179ZM61 117H63V116H61ZM74 117H75V115H74ZM93 117V116H92ZM132 117V116H131ZM154 117V116H153ZM162 117V118H163ZM199 117V116H198ZM14 118V117H13ZM79 118V117H78ZM77 117H76V119H78ZM145 118V117H144ZM148 119H149V117H147ZM188 118V117H187ZM57 119V118H56ZM61 118H59V120H60ZM86 119V118H85ZM125 119H126V116H125ZM146 119V118H145ZM147 119V120H148ZM191 119V118H190ZM142 120V119H141ZM144 120V119H143ZM151 120H153V119H151ZM158 120V119H157ZM162 120V119H161ZM163 120H164V118H163ZM166 120H168L167 118H166ZM189 120V119H188ZM50 121V120H49ZM132 121V120H131ZM165 121V120H164ZM38 122V121H37ZM45 122V121H44ZM51 122V121H50ZM94 122V121H93ZM128 122V121H127ZM160 122H162V121H160ZM192 122V121H191ZM18 123V122H17ZM33 123H35V122H33ZM49 123V122H48ZM53 123V122H52ZM64 123V122H63ZM67 123V122H66ZM87 123V122H86ZM89 123V122H88ZM87 123V124H88ZM131 123V122H130ZM137 123V122H136ZM164 123V122H163ZM178 123V122H177ZM30 124V123H29ZM69 124V123H68ZM76 124V123H75ZM84 124V123H83ZM87 124H85V125H87ZM113 124H114V122H113ZM142 124V123H141ZM144 124V123H143ZM142 124V125H143ZM157 124H158V122H157ZM180 124V123H179ZM34 125V124H33ZM32 125V126H33ZM67 125V124H66ZM81 125H82V123H81ZM112 125V124H111ZM137 125V124H136ZM141 125V126H142ZM152 125V124H151ZM11 126V125H10ZM15 126V125H14ZM92 126V125H91ZM103 126V125H102ZM105 126V125H104ZM119 126H121V125H119ZM139 127V129L140 128H143V127ZM167 126V125H166ZM16 127V126H15ZM14 127V128H15ZM31 127V126H30ZM59 127H60V125H59ZM67 127V126H66ZM111 127V126H110ZM113 127V126H112ZM157 127V126H156ZM155 127V128H156ZM179 127V126H178ZM21 128V127H20ZM45 128V127H44ZM50 128V127H49ZM53 128H55V127H53ZM52 128V129H53ZM58 128V127H57ZM92 128H94V127H92ZM131 128H132V126H131ZM149 128V127H148ZM153 128V127H152ZM158 128V127H157ZM160 128V127H159ZM169 128V127H168ZM175 128V127H174ZM173 127H172V129H174ZM177 128V127H176ZM13 129V128H12ZM33 129H34V127H33ZM66 129V128H65ZM64 129V130H65ZM69 129V128H68ZM67 129V130H68ZM73 129V128H72ZM182 129V128H181ZM44 130V129H43ZM57 130V129H56ZM84 130V129H83ZM83 130H82V132H83ZM89 130V129H88ZM94 130V129H93ZM111 130H112V128H111ZM46 131H48V129L46 130ZM180 131V130H179ZM12 132V131H11ZM23 132V131H22ZM22 132H21V134H22ZM53 132V131H52ZM115 132V131H114ZM130 132V131H129ZM172 132V131H171ZM171 132H170V134H171ZM178 132V131H177ZM19 133V132H18ZM28 133V132H27ZM38 133V132H37ZM79 133H80V131H79ZM119 133H120V131H119ZM118 133V134H119ZM127 133V132H126ZM151 133V132H150ZM164 133H166V132H164ZM49 134V133H48ZM65 134V133H64ZM69 134V133H68ZM115 134V133H114ZM121 134V133H120ZM157 134V133H156ZM168 134V133H167ZM173 134H174V132H173ZM66 135H67V133H66ZM77 135H80V134H77ZM97 135V134H96ZM126 135V134H125ZM132 135V134H131ZM140 135V134H139ZM165 135V134H164ZM10 136V135H9ZM80 136H82V135H80ZM105 136H107V135H105ZM136 136H137V134H136ZM135 136V137H136ZM141 136V135H140ZM162 136V135H161ZM173 136V135H172ZM8 137V136H7ZM41 137V136H40ZM55 137H56V135H55ZM88 137H89V134H88ZM177 137V136H176ZM16 138V137H15ZM32 138V137H31ZM38 138H39V136H38ZM95 138H96V136H95ZM104 138V137H103ZM102 138V139H103ZM139 138V137H138ZM147 138V137H146ZM148 138H149V136H148ZM161 138V137H160ZM167 138V137H166ZM83 139V138H82ZM108 139V138H107ZM24 140V139H23ZM43 140V139H42ZM142 140V142H143V139H141ZM151 140H153V138L151 139ZM38 141H39V139H38ZM54 141V140H53ZM137 141V140H136ZM158 141V140H157ZM161 141H162V139H161ZM172 140H170V142H171ZM7 142V141H6ZM34 142V141H33ZM42 142H44V141H42ZM83 142V141H82ZM184 142V141H183ZM58 143V142H57ZM117 143V142H116ZM158 143V142H157ZM178 143V142H177ZM21 144V143H20ZM44 144V143H43ZM43 144H41V145H43ZM111 144H112V142H111ZM31 145V144H30ZM88 145V144H87ZM151 145V144H150ZM157 145V144H156ZM182 145H184V144H182ZM25 146V145H24ZM80 146V145H79ZM90 146V145H89ZM161 146V145H160ZM29 147V146H28ZM183 148H184V146H183ZM186 148V147H185ZM33 149V148H32ZM48 149V148H47ZM46 149V150H47ZM67 149V148H66ZM66 149H64V150H66ZM93 149V148H92ZM98 149V148H97ZM119 149V148H118ZM161 149V148H160ZM19 150V149H18ZM23 150V149H22ZM37 150V149H36ZM60 150V149H59ZM72 150V149H71ZM88 150V149H87ZM117 150V149H116ZM165 150V149H164ZM167 150V149H166ZM39 151V150H38ZM93 151V150H92ZM98 151V150H97ZM118 151V150H117ZM127 151V150H126ZM126 151H125V154H126ZM41 152V151H40ZM61 152V151H60ZM95 152V151H94ZM111 152H113V150H111ZM181 152H183V151H181ZM187 152V151H186ZM33 153V152H32ZM44 153H45V151H44ZM87 153V152H86ZM89 153V152H88ZM104 153V152H103ZM121 153V152H120ZM132 153V152H131ZM153 153V152H152ZM180 153V152H179ZM42 154V153H41ZM48 154V153H47ZM54 154V153H53ZM85 154V153H84ZM90 154H92V153H90ZM147 154H148V152H147ZM146 154V155H147ZM183 154V153H182ZM188 154V153H187ZM32 155V154H31ZM62 155V154H61ZM72 155V154H71ZM123 155V154H122ZM131 155V154H130ZM144 155H145V153H144ZM181 155V154H180ZM36 156V155H35ZM51 156V155H50ZM73 156V155H72ZM94 156V155H93ZM97 156V155H96ZM134 156V155H133ZM184 156V155H183ZM31 157V159L33 158L32 156H27V159H29ZM38 157V156H37ZM54 157V156H53ZM83 157H85V156H83ZM61 158V157H60ZM73 158V157H72ZM184 158V157H183ZM6 159V158H5ZM5 159H4V161H5ZM9 159V158H8ZM34 159V158H33ZM42 159V158H41ZM55 159H56V157H55ZM74 159V158H73ZM96 159V158H95ZM105 159V158H104ZM121 159H123V158H121ZM145 159H146V157H145ZM14 161H13V167H12V170H11V174H12V176H13V183H14V185H15V191H16V197L15 198H17V200H16V202H15V204H14V210H13V216H15V221H14V224H13V226H14V229H13V232H12V234H11V236H12V244H9V245H12V256H11V264H147V263H145L144 261H143V258H142V255L140 254V251H139V249L137 248V245H136V238H135V232H134V228H133V221H132V215L133 216H135V214H137V207L136 206H130V205H128L126 208H125V211H120V210H117V215L115 216V218H114V222H115V234H111V233H109L108 232V230H107V226H108V224H105L104 223V218H105V216H106V213H104V212H101V213H99L98 214V217H99V219L98 220H96V221H94V223H90L89 224V228H88V230L91 232L90 233V235H87V234H85V233H80V232H77V238L75 239V240H77V241H79L80 243H81V248H82V250H83V253H77L76 254V257L74 258V259H71V260H69V261H65V260H63V259H60V258H58L56 255H55V253H54V250L52 249V248H50L49 246H48V244L47 243H45V242H43V241H41L40 240V237H39V235H38V226L37 225H34V227L33 228H31V229H29V227H27V225L28 224H30V223H32V221L31 220H28L27 219V216H26V212H24V210L21 208V205H20V203H19V200H18V198H19V195H20V190H19V188L20 187H26L27 186V182H28V180H29V178H28V174H29V172L31 171V169H32V165H29L28 164V162L27 163H24V162H22V159H20L19 157H16L15 159H13ZM43 160H44V158H43ZM70 160H72V159H70ZM85 160V159H84ZM119 160V159H118ZM128 160V159H127ZM162 160V159H161ZM174 160V159H173ZM40 161V160H39ZM53 161H55V160H53ZM59 161V160H58ZM87 161H92V160H88L87 159ZM95 161V160H94ZM97 161V160H96ZM105 161V160H104ZM120 161H122V160H120ZM120 161H119V163H120ZM129 161H130V159H129ZM128 161V162H129ZM133 161H134V159H133ZM149 161V160H148ZM32 162H34V161H32ZM31 162V163H32ZM37 162V161H36ZM118 162V161H117ZM123 162V161H122ZM130 162H132V161H130ZM130 162H129V164H130ZM3 163V162H2ZM1 163V164H2ZM35 163V162H34ZM38 163V162H37ZM61 163V162H60ZM68 163V162H67ZM73 163V162H72ZM77 163H78V161H77ZM83 163V162H82ZM85 163V162H84ZM88 163V162H87ZM92 163V162H91ZM4 164V163H3ZM40 164V163H39ZM63 164V163H62ZM69 164V163H68ZM86 164V163H85ZM108 164V163H107ZM133 164H134V162H133ZM133 164H131V165H133ZM139 164V163H138ZM143 164V163H142ZM150 164V163H149ZM169 164V163H168ZM187 164V162H185V164H184V166L182 167V168H180V171L178 172V174H177V176H176V178H178V177H180V175L182 174V171L184 172V168H186V165ZM55 165V164H54ZM82 165V164H81ZM87 165V164H86ZM147 165H148V163H147ZM173 165V164H172ZM3 166V165H2ZM9 166V165H8ZM88 166V165H87ZM119 166V165H118ZM125 166V165H124ZM126 166H127V164H126ZM125 166V167H126ZM134 166V165H133ZM138 166V165H137ZM163 166H165V165H163ZM182 166V165H181ZM34 167H35V165H34ZM57 167V166H56ZM62 167V166H61ZM110 167V166H109ZM167 167V166H166ZM169 167V166H168ZM70 168H71V166H70ZM81 168H82V166H81ZM128 168V167H127ZM173 168V167H172ZM2 169V168H1ZM40 169V168H39ZM77 169H78V167H77ZM83 169H85V168H83ZM82 169V170H83ZM101 169V168H100ZM106 169V168H105ZM104 169V170H105ZM108 169V168H107ZM110 169V168H109ZM124 169V168H123ZM129 169V168H128ZM137 169H138V167H137ZM183 169V170H182ZM54 170V169H53ZM88 171L87 172H89L88 174L89 175H91V176H95V177H97V176H99L98 174H99V167H98V165L97 164H94V162H93V164H91V165H89L88 166V169H87ZM131 170V169H130ZM139 170V169H138ZM145 170V169H144ZM34 171V170H33ZM73 171H75V170H73ZM117 171V170H116ZM129 171V170H128ZM155 171V170H154ZM174 171V170H173ZM6 172V171H5ZM39 172V171H38ZM77 172V171H76ZM83 172V171H82ZM81 172V173H82ZM85 172V171H84ZM102 172H103V170H102ZM113 172V171H112ZM133 172V171H132ZM142 172V171H141ZM43 173V172H42ZM69 173V172H68ZM78 173V172H77ZM108 173V172H107ZM114 173V172H113ZM117 173V172H116ZM120 173V172H119ZM135 173V172H134ZM106 174V173H105ZM115 174V173H114ZM151 174V173H150ZM30 175H31V173H30ZM133 175V174H132ZM136 175V174H135ZM142 175H144V174H142ZM170 175V174H169ZM0 176H2V175H0ZM34 176V175H33ZM82 176H83V174H82ZM82 176H81V178H82ZM87 176V175H86ZM90 176V177H91ZM145 177H148V175L147 176H145ZM150 177V176H149ZM173 177V176H172ZM182 177V176H181ZM35 178V177H34ZM45 178V177H44ZM55 178V177H54ZM101 178V177H100ZM103 178H104V176H103ZM175 178V179H176ZM183 178V177H182ZM4 179V178H3ZM43 179V178H42ZM78 179H80V177L78 178ZM140 179V178H139ZM35 180H37V179H35ZM40 180V179H39ZM130 180H132V179H130ZM163 180V179H162ZM174 180V179H173ZM182 180V179H181ZM123 182H125L124 180H122ZM160 181V180H159ZM165 181V180H164ZM34 182V181H33ZM37 182V181H36ZM61 182H63V181H61ZM72 182V181H71ZM93 182V181H92ZM102 182H104V181H102ZM121 182V181H120ZM174 182V181H173ZM90 182H88V184H89ZM94 183V182H93ZM105 183V182H104ZM104 183H101V184H104ZM112 183H113V181H112ZM111 183V184H112ZM128 183V182H127ZM142 183V182H141ZM148 183V182H147ZM179 182H176V184H177V191H178V195H179V197H182L183 195H184V190H183V188H182V186L181 185H179L178 184ZM181 183V182H180ZM62 184V183H61ZM79 184V183H78ZM87 184V183H86ZM108 184V183H107ZM110 184V185H111ZM118 184V183H117ZM139 184V183H138ZM37 185H38V183H37ZM70 185V184H69ZM94 185V184H93ZM119 185V184H118ZM122 185V184H121ZM146 185V184H145ZM48 186H49V184H48ZM91 186V185H90ZM126 186V185H125ZM166 186V185H165ZM169 186V185H168ZM50 187V186H49ZM60 187H63V186H61L60 185ZM93 187V186H92ZM94 187H95V185H94ZM98 187V186H97ZM102 187V186H101ZM106 187V186H105ZM112 187V186H111ZM131 187H133V186H131ZM172 187V186H171ZM45 188V187H44ZM66 188V187H65ZM115 188V187H114ZM128 188V187H127ZM150 188V187H149ZM169 188V187H168ZM13 189V188H12ZM12 189H11V191H12ZM75 189V188H74ZM113 189V188H112ZM130 189V188H129ZM132 189V188H131ZM134 189H136V188H134ZM84 190V189H83ZM91 190V189H90ZM100 189H98V191H99ZM120 190V189H119ZM153 190H154V188H153ZM160 190V189H159ZM8 191V190H7ZM25 191V190H24ZM68 191V190H67ZM74 191V190H73ZM126 191V190H125ZM133 191V190H132ZM142 191V190H141ZM171 191H173V190H171ZM9 192V191H8ZM7 192V193H8ZM22 192V191H21ZM49 192V191H48ZM53 192V191H52ZM75 192V191H74ZM160 192V191H159ZM164 192V191H163ZM10 193V192H9ZM78 193V192H77ZM116 193V192H115ZM126 193V192H125ZM128 193V192H127ZM144 193H146V192H144ZM147 193H148V191H147ZM168 193V192H167ZM12 194V193H11ZM10 194V195H11ZM15 194V193H14ZM32 194V193H31ZM57 194V193H56ZM69 194V193H68ZM84 194H85V192H84ZM103 194V193H102ZM166 194V193H165ZM39 195V194H38ZM58 195H59V193H58ZM87 195V194H86ZM116 195V194H115ZM120 195V194H119ZM167 195V194H166ZM27 196V195H26ZM49 196V195H48ZM57 196V195H56ZM56 196H54V197H56ZM70 196V195H69ZM123 196V195H122ZM146 196V195H145ZM163 196V195H162ZM28 197V196H27ZM74 197H75V195H74ZM73 197V198H74ZM86 197V196H85ZM141 197V196H140ZM153 197V196H152ZM171 197L172 196H169V195H167L165 198L168 200V202L171 200ZM26 198V197H25ZM47 198V197H46ZM147 198V197H146ZM149 198V197H148ZM27 199V198H26ZM42 199V198H41ZM50 199H51V197H50ZM78 199V198H77ZM101 199V198H100ZM106 199V198H105ZM125 199V198H124ZM131 199V198H130ZM129 199V200H130ZM142 199V198H141ZM157 199V198H156ZM180 199V198H179ZM58 200V199H57ZM60 200V199H59ZM62 200V199H61ZM108 200V199H107ZM114 200H115V198H114ZM154 200V199H153ZM40 201V200H39ZM49 201V200H48ZM71 201V200H70ZM76 201V200H75ZM141 201V200H140ZM149 200H147V202H148ZM159 201V200H158ZM164 201H165V199H164ZM47 202V201H46ZM55 202V201H54ZM60 202H62V201H60ZM118 202V201H117ZM41 203V202H40ZM58 203V202H57ZM62 203H64V202H62ZM78 203V202H77ZM82 203V202H81ZM81 203H80V205H81ZM109 203H110V201H109ZM108 203V204H109ZM122 203V202H121ZM139 203V202H138ZM51 204V203H50ZM79 204V203H78ZM146 204V203H145ZM34 205V204H33ZM48 205V204H47ZM61 205V204H60ZM95 205V204H94ZM97 206H99V205H97ZM153 207H155V206H153ZM174 207V206H173ZM6 208V207H5ZM33 208V207H32ZM55 208H57V207H55ZM62 208V207H61ZM163 208V207H162ZM175 208V207H174ZM7 209V208H6ZM44 209V208H43ZM167 209V208H166ZM114 210V209H113ZM116 210V209H115ZM142 210V209H141ZM154 210V209H153ZM161 210V209H160ZM173 211H174V209H172ZM8 211V210H7ZM62 211V210H61ZM60 211V212H61ZM77 211V210H76ZM152 211V210H151ZM168 211V210H167ZM46 212H48V211H46ZM161 212V211H160ZM166 212V211H165ZM32 213V212H31ZM157 213V212H156ZM34 214H35V216H37V214L34 212ZM65 214V213H64ZM146 214V213H145ZM162 214V213H161ZM66 215V214H65ZM150 215V214H149ZM157 215V214H156ZM169 215V214H168ZM147 216V215H146ZM171 216H173V215H171ZM53 217V216H52ZM155 217V216H154ZM135 218V217H134ZM172 218H174V216L172 217ZM178 218V217H177ZM69 219V218H68ZM106 219V218H105ZM109 219H111V217L109 218ZM108 219V220H109ZM138 219V218H137ZM160 219V218H159ZM5 220H7V219H5ZM65 220H66V218H65ZM140 220V219H139ZM174 220V219H173ZM172 220V221H173ZM9 221V220H8ZM70 221V220H69ZM110 221V220H109ZM162 221V220H161ZM182 221V220H181ZM65 222V221H64ZM112 222V221H111ZM141 222V221H140ZM158 222V221H157ZM34 223H37V222H34ZM63 223V222H62ZM68 223V222H67ZM108 223V222H107ZM148 222H146V224H147ZM72 224V223H71ZM81 224V223H80ZM135 224V223H134ZM137 224V223H136ZM161 224V223H160ZM159 224V225H160ZM164 224V223H163ZM172 224V223H171ZM176 224V223H175ZM21 225V228H19V227H17V226H20ZM62 225V224H61ZM157 225V224H156ZM165 225V224H164ZM114 226V225H113ZM144 226V225H143ZM142 226V227H143ZM158 226V225H157ZM173 226V225H172ZM177 226V225H176ZM175 226V227H176ZM45 228V227H44ZM53 228V227H52ZM136 228H138V225L136 226ZM156 228V227H155ZM174 228V227H173ZM5 229V228H4ZM140 229V228H139ZM143 229H145V227L143 228ZM180 229V228H179ZM41 230V229H40ZM147 230H148V228H147ZM146 230V231H147ZM150 231V230H149ZM181 231V230H180ZM140 232V231H139ZM10 233V232H9ZM68 233V232H67ZM69 233H70V231H69ZM149 233V232H148ZM165 233V232H164ZM43 234V233H42ZM143 234V233H142ZM149 234H151V233H149ZM179 234H182V233H179ZM48 235V234H47ZM46 235V236H47ZM165 235V234H164ZM51 236V235H50ZM156 236H158L159 237V235H156ZM73 237V236H72ZM139 237V236H138ZM143 237V236H142ZM166 237V236H165ZM170 237V236H169ZM148 238V237H147ZM169 239V238H168ZM171 239V238H170ZM2 240V239H1ZM156 240V239H155ZM167 240V239H166ZM179 239H177V241H178ZM184 240V239H183ZM49 241V240H48ZM148 241V240H147ZM146 241V242H147ZM70 242V241H69ZM68 242V243H69ZM140 242H141V240H140ZM157 242V241H156ZM168 242V241H167ZM67 243V244H68ZM148 243V242H147ZM0 244H2V243H0ZM56 244V243H55ZM69 244H73V243H69ZM145 244V243H144ZM154 244V243H153ZM158 244V243H157ZM164 244V243H163ZM6 245V244H5ZM4 245V246H5ZM65 245V244H64ZM75 245V244H74ZM139 245V244H138ZM149 245V244H148ZM152 245V244H151ZM172 245V244H171ZM69 246H71V245H69ZM161 246H163V247H166V246H164V245H161ZM177 246V245H176ZM185 246V245H184ZM3 247V246H2ZM8 247V246H7ZM73 247V246H72ZM71 247V248H72ZM144 247V246H143ZM142 247V248H143ZM149 247V246H148ZM157 247V246H156ZM159 247V246H158ZM175 247V246H174ZM140 248H141V246H140ZM152 248V247H151ZM178 248V247H177ZM181 248V247H180ZM1 249V248H0ZM150 249V248H149ZM160 249V248H159ZM158 249V250H159ZM166 249V248H165ZM171 249V248H170ZM182 249V248H181ZM74 250V249H73ZM144 250V249H143ZM172 250V249H171ZM178 250V249H177ZM185 250V249H184ZM8 251V250H7ZM77 251V250H76ZM150 251H151V249H150ZM165 251V250H164ZM173 251H175V249L173 250ZM183 251V250H182ZM166 252V251H165ZM5 253V252H4ZM168 253V252H167ZM145 254H146V252H145ZM172 254H174V253H172ZM186 254H187V252H180V253H178L177 252V254H174V255H171V256H166V257H164V258H161V259H158V260H156L155 262H153V263H150V264H164V263H167L168 261H171V260H177V259H180V258H183V257H185L186 256ZM162 255H163V253H162ZM169 255V254H168ZM154 256H155V254H154ZM159 256V255H158ZM149 257V256H148ZM153 258V257H152ZM151 258V259H152ZM148 262V261H147ZM152 262V261H151ZM2 263V262H1ZM0 263V264H1ZM2 264H4V263H2Z\"/></svg>",
  "mask_w": 264,
  "mask_h": 264
}]
</instances>
